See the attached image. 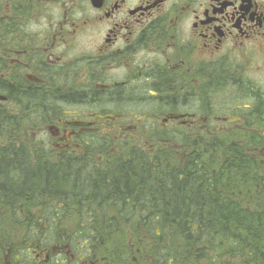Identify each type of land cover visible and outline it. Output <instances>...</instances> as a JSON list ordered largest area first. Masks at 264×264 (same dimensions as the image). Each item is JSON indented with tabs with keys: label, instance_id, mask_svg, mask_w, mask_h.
<instances>
[{
	"label": "flooded vegetation",
	"instance_id": "1",
	"mask_svg": "<svg viewBox=\"0 0 264 264\" xmlns=\"http://www.w3.org/2000/svg\"><path fill=\"white\" fill-rule=\"evenodd\" d=\"M0 94L53 160L264 130V0H0ZM44 240L1 243L0 264H67Z\"/></svg>",
	"mask_w": 264,
	"mask_h": 264
},
{
	"label": "trees",
	"instance_id": "2",
	"mask_svg": "<svg viewBox=\"0 0 264 264\" xmlns=\"http://www.w3.org/2000/svg\"><path fill=\"white\" fill-rule=\"evenodd\" d=\"M32 132L0 109V244L62 241L67 264H264V130L172 132L91 161L48 159Z\"/></svg>",
	"mask_w": 264,
	"mask_h": 264
},
{
	"label": "rangeland",
	"instance_id": "3",
	"mask_svg": "<svg viewBox=\"0 0 264 264\" xmlns=\"http://www.w3.org/2000/svg\"><path fill=\"white\" fill-rule=\"evenodd\" d=\"M252 76L256 78V77H257V74H256V73H253V75H252ZM72 218H73V217H72ZM72 222H73V221H70V223H69V224H67V225H73V224H72ZM82 244H83V243H81V244L79 245V247H78V248H80Z\"/></svg>",
	"mask_w": 264,
	"mask_h": 264
},
{
	"label": "water",
	"instance_id": "4",
	"mask_svg": "<svg viewBox=\"0 0 264 264\" xmlns=\"http://www.w3.org/2000/svg\"><path fill=\"white\" fill-rule=\"evenodd\" d=\"M0 99H5V97H4V96H2V95H0Z\"/></svg>",
	"mask_w": 264,
	"mask_h": 264
}]
</instances>
